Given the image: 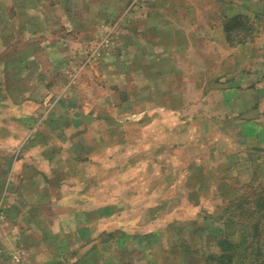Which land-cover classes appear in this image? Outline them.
Here are the masks:
<instances>
[{"label": "rangeland", "instance_id": "rangeland-1", "mask_svg": "<svg viewBox=\"0 0 264 264\" xmlns=\"http://www.w3.org/2000/svg\"><path fill=\"white\" fill-rule=\"evenodd\" d=\"M64 1L67 10L57 17L69 24L62 28L76 25L72 32L74 40L80 39L79 44L76 41L64 43L59 51L52 43L57 50L52 52L42 43L27 41V35L16 36L18 39L2 54L0 63L26 61L29 57L25 55L33 51L36 59H28L26 63L29 66L27 77L35 86L31 91L32 99L46 93L62 94L76 82L67 97L76 95V103L80 105L71 109L84 116L88 111L95 113V120L80 124L75 118L73 127L69 125V129L80 135L84 132L81 137L90 132V138L78 142L72 139L75 149H67L71 143L64 142L69 155H62L61 161L57 158V167L45 172L46 178L53 182L60 179L63 184L41 187L47 193V200L37 206L34 219L21 222V226L27 227L24 229L28 247L24 250L21 246L20 251L5 250L6 255L15 257V264H30L29 257L42 264H146L152 256L157 257L155 264H168V261L170 264H211L205 258L221 252L217 241L225 237L238 249L236 264H264V0H185L206 6L202 14L215 20L212 28L217 34L222 32L224 37L221 41L220 36L218 39L214 36L208 48L222 52L224 72L246 74L240 76L238 83H247L242 77H249L255 95L250 96L244 89L233 94L232 101L238 103L234 109L239 114L234 123L224 124L226 135L211 134L215 132V124L204 121L199 115L194 121L189 115L181 117L182 112L171 113L169 106L167 112L159 110L157 114L161 117L172 115V125L178 133H185L186 127L191 133V139L186 142L181 136L172 142L177 151L173 163L157 161L151 147L147 149V143L143 152L136 145L148 142L157 125L145 129L151 132H144L143 138L140 131L138 135L135 133L134 124L129 123L140 117L134 113L140 108L137 106L139 98L144 94L152 96L153 90L148 89L138 99L129 100L127 92L117 88L122 83L129 91L136 84H145L136 77L135 72L142 66L135 56L138 45L147 42L142 34L136 36L140 26L134 20L125 21L129 16V11L124 9L127 3L121 0ZM150 1L141 0L146 4ZM102 2L109 11L105 24L98 26L99 18L103 17L101 7L105 5ZM109 5L121 8H109ZM131 5L134 13L136 4ZM120 19L124 20L119 26ZM92 21L97 24L91 25ZM64 34L65 31L59 33ZM58 52L66 54L58 58L54 56ZM120 66L122 71L129 72L127 82L114 78L111 73L119 74ZM154 68L155 64L142 73L147 76V83L153 80L152 71L158 67ZM5 74L4 78L0 75L2 106L3 101L9 99L2 84L12 80ZM160 76H164L166 82L164 71ZM47 81L56 84L58 89L46 91L43 85ZM165 82L161 84L164 87ZM88 85L93 88L87 94ZM177 86L179 91L183 89L182 83ZM226 98L225 94V103L230 100ZM106 129L112 137L109 138ZM161 130L169 131L167 122L161 123ZM93 132L96 144L91 148ZM106 141L111 142V148ZM249 142L253 144L248 146ZM259 142L262 144L253 146ZM26 156L16 153L14 148L3 150L0 176L5 183L7 166ZM49 156L55 159L58 155ZM31 167L36 169L33 164ZM93 180L96 184H89ZM70 195L76 201H58V207L51 200ZM70 213L74 216L65 217L64 214ZM3 225L8 226V221H1L0 227ZM241 254L245 256L244 261Z\"/></svg>", "mask_w": 264, "mask_h": 264}, {"label": "crops", "instance_id": "crops-1", "mask_svg": "<svg viewBox=\"0 0 264 264\" xmlns=\"http://www.w3.org/2000/svg\"><path fill=\"white\" fill-rule=\"evenodd\" d=\"M107 1L110 2V0ZM121 1L127 3L124 9L129 11V16H124L125 21L134 20L135 24L141 27V29L137 27L136 36L142 34L147 43L138 45L139 50L136 52L137 56H135L136 61L142 66L137 70V73L135 72L136 77L138 80L145 81V84H136L127 91V87L119 82L120 85L117 88H122L127 92L128 99H138L146 90H153L152 96L144 94L137 101V106L140 108L134 113L139 115V119L142 118V120H132L129 123L134 124L135 133L141 132L142 137L144 132H147V134L151 132L150 130L144 131L145 129L151 127V125L153 127L157 125L159 129H152L148 142L141 141L136 145L141 147L143 152L144 144L147 143V149L151 147L150 151L154 158H157V161L173 163L176 160L174 154L177 151L172 142L180 136L183 142H186L191 139V133L188 131V127H186L185 133H178V129H174L175 127L172 125V115H162L164 117H161L157 114V112H160L159 110L164 109L167 112L169 106L171 113L182 112L181 117L189 115L192 116L194 121H196L195 117L199 115L204 121L215 124V132L211 134L218 136V133L225 134L224 124L234 123L237 114H239V111L234 109L238 107V103L232 101L233 94L244 89L245 93L247 91V94L254 96L255 90L248 82L249 77H242L247 83H238L240 76L246 74L236 75L233 71L224 72L222 52L216 51L213 47L208 48V42H212L214 36L217 39L220 36L221 41L224 40V37L222 32L217 34L215 29L212 28L215 20L212 21L209 16L202 14L206 9L205 5H194L185 0L180 2L175 0H151L148 4L141 2V0ZM133 3L136 4V7L133 8L134 13L131 12L133 7L131 4ZM101 4L105 3L102 2ZM141 5L142 7H140ZM121 6L109 5L108 7L120 9ZM66 8L64 0H0V27L2 26L0 28V57L5 54L10 44L18 39L16 36L20 37L22 35L28 36L27 39L29 38V40L27 41L42 43L47 51L52 52L57 51L52 47V43H54L53 46H57L59 51L63 49L62 44L64 43L76 41L79 44L80 39L74 40L72 32L74 31L73 27L76 25L70 26L71 28H62L63 25L69 26V24H64L57 17L58 14L64 13L67 10ZM101 8L103 17L99 18L101 22L98 23V26L105 24L106 13L109 11L106 4ZM61 19L63 18L61 17ZM70 20L73 23V19ZM122 20L124 19H120L119 26ZM95 24H97L95 21L91 22V25ZM60 31H65V34L59 35ZM210 32L213 34H210ZM55 54L54 56L62 58L66 53L58 52ZM25 56L29 57L26 61L19 59V61L9 60L4 65L2 62L0 63V75L3 74L4 78V73H7V75L5 74L6 78L12 79L2 84L4 86L3 90H6L9 95V99L3 101V106L0 103V139L2 141H0V155L5 148L7 150L14 148L16 153L27 154L25 159L14 161L12 165L8 163L6 183L5 180L3 181L4 177L0 176V222L8 221L9 223L8 226L3 225L0 227V264H15L17 262L15 257L9 258L5 250L9 252L20 251L22 247L24 250H26V246L28 247V245L25 246L28 236L25 237L26 230L24 229L27 227L21 226V222L23 219L29 221L34 219L37 206L47 200V193L41 187L48 184L51 186L52 184H56V186L63 184L60 179L53 182L52 179L46 178L45 172L57 167V164L63 158L62 155H69L67 149L71 147L75 149L72 139H76L78 142L90 138V132H88L89 135L85 134L84 137H81L84 132L80 135L78 131L69 129V125H73L75 118L80 124L92 123L95 120V113H90V111L85 116L79 115L78 111V113L72 111L75 106L78 108L80 104L76 103V95L67 97V92L75 86L76 82H72L62 94L49 93L48 95L46 93L39 99H32L31 91L35 89V86L29 82L30 78L27 77L29 66L26 63H28V59H36V54L31 51ZM154 64L155 68L157 66L158 69L154 68L155 70L152 71L153 80L151 79L147 83V76H143L142 73H144L145 68L147 70ZM160 67L163 68L162 71L159 69ZM120 68L119 74L114 71L111 73H113L114 78H120L122 82H127L129 72L127 70L122 71L121 66ZM163 71L167 75L166 82L164 76H160ZM21 75L23 77H20ZM164 82L167 83L165 87L161 85ZM181 83L183 89L181 88L182 90L179 91L180 88L177 85ZM89 84L91 83L89 82ZM109 85L111 86V83ZM43 86L48 92L58 89L56 84L48 81ZM92 88L93 85L87 86V94ZM225 94L227 96L226 100L230 99L226 103ZM63 107L66 109H63ZM69 108L72 109L69 110ZM224 109H227V111ZM260 114L259 111L258 117H260ZM108 117L110 118L109 113ZM162 120L167 122L169 131L161 130ZM22 123L25 124L22 125ZM106 132H109V138L112 137L108 129H106ZM92 134L91 148H94L96 144L94 137L96 135L94 132ZM66 141V144L71 143L69 147L64 144ZM121 142L125 147V143ZM106 143L107 147L111 148V142L106 141ZM106 143H104L105 148ZM250 143L248 146L253 144ZM87 144L90 145V143ZM260 144L262 143H254L253 146ZM64 147H67V149ZM88 150H90V147H88ZM49 155L58 156L54 159ZM30 156L33 157L30 158ZM57 158H59V161H57ZM31 164L36 169L32 168ZM93 181L89 184H96V181ZM34 185H37V187L33 188ZM41 192L45 194L41 195ZM57 199L58 197L51 199L55 202V207H58V201L64 203L76 201L73 200L72 195L65 196V199L64 197L61 200ZM89 200L90 197H88ZM57 211L55 209L56 213ZM55 215H58V213ZM64 215L67 218L74 216L73 213ZM31 230H34V228ZM57 259L59 260V258ZM29 260L27 262L30 264H42L37 259L34 260L29 257ZM156 260L157 257L152 256L146 264H155ZM168 264H170L169 261Z\"/></svg>", "mask_w": 264, "mask_h": 264}, {"label": "trees", "instance_id": "trees-1", "mask_svg": "<svg viewBox=\"0 0 264 264\" xmlns=\"http://www.w3.org/2000/svg\"><path fill=\"white\" fill-rule=\"evenodd\" d=\"M218 239L217 245L221 248V252L219 254L217 253L218 255H210L209 257H206V261L207 259L210 260L211 264H236L235 262L238 259V255L237 257L235 256L238 249L236 250L234 242L225 237ZM241 256L244 261V254H241Z\"/></svg>", "mask_w": 264, "mask_h": 264}]
</instances>
